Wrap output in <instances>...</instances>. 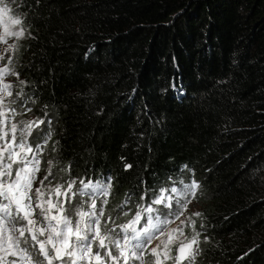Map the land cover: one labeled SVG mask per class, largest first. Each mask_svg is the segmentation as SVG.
<instances>
[{"label": "trees", "instance_id": "obj_1", "mask_svg": "<svg viewBox=\"0 0 264 264\" xmlns=\"http://www.w3.org/2000/svg\"><path fill=\"white\" fill-rule=\"evenodd\" d=\"M11 3L27 30L19 104L43 121L28 141L40 171L51 161L49 179L74 191L111 184L72 205L95 198L119 238L141 208L173 223L192 196L191 264H264V0ZM162 190L170 208L154 203Z\"/></svg>", "mask_w": 264, "mask_h": 264}, {"label": "snow or ice", "instance_id": "obj_2", "mask_svg": "<svg viewBox=\"0 0 264 264\" xmlns=\"http://www.w3.org/2000/svg\"><path fill=\"white\" fill-rule=\"evenodd\" d=\"M8 12L7 6L0 7V22H4V36H0V41L5 40L7 36L24 35L23 27L19 31H8L9 23L22 25L21 19L8 17ZM8 71L7 68L0 69L4 74ZM10 89V84H0V92L4 96L12 95ZM2 99L3 96H0V100ZM9 111L13 117L16 115L14 109ZM5 116L6 113H0V264H105L106 258L111 264H128L129 260H138L143 264V256L137 255V251L142 253L146 245L158 238L157 233L164 234L161 225L169 223L167 219H159L160 210L151 206L141 208L126 223L117 226L122 230L116 234L119 238L110 236L109 233L113 229L104 227L102 231L103 211L97 212L95 198L91 199L90 203L81 202L79 208L72 205V199L78 192L84 195L89 189L94 194L99 192L107 196L111 184H93L91 181L81 180V188L74 191L77 181L70 180L65 184L49 187L45 181L52 175V162L48 161V174L40 179L39 186L33 189L37 173L40 171L38 157L41 146L34 148L28 142V137L31 136L36 122L9 124ZM38 126L36 124V127ZM47 138H50V134ZM130 167L131 165H126V168ZM172 192H176V189L173 188ZM170 201L171 197L166 196L162 190L154 203L166 204L170 208ZM104 203H107L106 199ZM66 204L68 209L65 208ZM85 204L88 205L87 209ZM153 213H157L155 219ZM145 214L146 226L140 227ZM195 215L199 216L200 213ZM72 216L76 217L75 221ZM199 235L196 232L190 240L180 241L175 257L169 252L171 245L177 241L169 236L168 241L161 242L165 249L163 252L158 251L161 245L151 248L150 264H160L161 257L164 261L171 260L173 264H182L184 260L191 264L197 254L194 246L199 244ZM93 245L97 249L95 253ZM100 250L104 251L105 256L101 255ZM113 251L116 255L112 254ZM8 257L12 259L9 260Z\"/></svg>", "mask_w": 264, "mask_h": 264}, {"label": "rangeland", "instance_id": "obj_3", "mask_svg": "<svg viewBox=\"0 0 264 264\" xmlns=\"http://www.w3.org/2000/svg\"><path fill=\"white\" fill-rule=\"evenodd\" d=\"M11 2L12 0H2V3H0V7L7 6V8L9 9L8 17L18 19L16 16L12 14ZM21 27L24 28L23 25H12L9 23L8 31L9 32L19 31ZM24 30H25L24 35L22 37L7 36L5 40L0 41V69L7 68L9 70L7 74L0 72V84L3 83L10 84L11 85L10 91L12 92L11 96H4L3 93L0 92V96H3V99L0 100V113H6V116L4 118L8 120L9 124L13 122L19 124L20 122H26V121L36 122L33 125L34 128L36 124H39L38 119H36V117L33 114H31L29 111L23 110L22 105L19 104L22 96L20 88L22 87L23 83L21 82H23V80L18 74L15 56L18 52L17 45L27 35V30L25 28ZM0 36H4V22H0ZM5 105L6 107H4ZM10 109L15 110L16 115L14 117L11 111H9ZM28 141H29V137H28ZM13 171H15V168ZM47 174L48 172L46 171V169L44 170V174H42V171H39L37 173V180L33 184V189L39 186L40 179H42ZM45 184L48 185L49 187H55L57 184H63V182L54 179L52 180L48 179V181H45ZM77 184L75 188L78 186ZM86 193H91L92 195H98V196L101 195V193L99 192L94 194L91 189L87 190ZM65 208L68 209L69 206L66 204ZM183 209H184L183 213L173 223H167L166 225H161V227L164 230V234L157 233L158 238L152 240L148 245H146L142 253L139 250L137 251V255L143 256V262L145 260V255L148 253V251L150 250L151 252V248H154L157 245H161L158 251L163 252L165 249L163 248V244L161 242L168 241L169 236H171L172 240L177 241V243L172 244L170 247L169 254L173 257L176 256V247L178 243L180 241H186L192 238V236L195 234L196 231V220L198 217L195 215V213H199L200 203L195 197L191 196L189 199L185 200ZM36 218L39 219L38 216ZM72 219L73 221H75L76 217L72 216ZM146 219L147 218H145L140 222L139 225L140 227L146 226ZM193 221L195 222V227H193ZM173 229H176L177 231L174 232ZM94 247L95 245H93V251H94ZM8 259L11 260L12 257H8ZM164 262L173 264L171 260L164 261L163 258L161 257L160 264H164ZM138 264H141V261H139Z\"/></svg>", "mask_w": 264, "mask_h": 264}, {"label": "water", "instance_id": "obj_4", "mask_svg": "<svg viewBox=\"0 0 264 264\" xmlns=\"http://www.w3.org/2000/svg\"><path fill=\"white\" fill-rule=\"evenodd\" d=\"M178 246V245H177ZM195 247V246H194ZM188 249L185 250V253L187 254ZM176 255H177V247H176ZM185 261V260H184Z\"/></svg>", "mask_w": 264, "mask_h": 264}, {"label": "built area", "instance_id": "obj_5", "mask_svg": "<svg viewBox=\"0 0 264 264\" xmlns=\"http://www.w3.org/2000/svg\"><path fill=\"white\" fill-rule=\"evenodd\" d=\"M39 158V157H38Z\"/></svg>", "mask_w": 264, "mask_h": 264}]
</instances>
